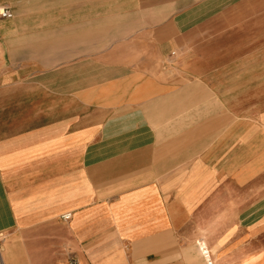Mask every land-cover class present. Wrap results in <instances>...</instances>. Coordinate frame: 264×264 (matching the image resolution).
<instances>
[{
    "label": "crops",
    "instance_id": "1",
    "mask_svg": "<svg viewBox=\"0 0 264 264\" xmlns=\"http://www.w3.org/2000/svg\"><path fill=\"white\" fill-rule=\"evenodd\" d=\"M1 6L0 264H264V0Z\"/></svg>",
    "mask_w": 264,
    "mask_h": 264
},
{
    "label": "built area",
    "instance_id": "2",
    "mask_svg": "<svg viewBox=\"0 0 264 264\" xmlns=\"http://www.w3.org/2000/svg\"><path fill=\"white\" fill-rule=\"evenodd\" d=\"M12 17V12L9 8L7 7H0V18H11ZM64 218H69L70 217V213H66L64 216ZM64 264H79L78 260L74 257L69 258ZM210 264V263H207Z\"/></svg>",
    "mask_w": 264,
    "mask_h": 264
}]
</instances>
